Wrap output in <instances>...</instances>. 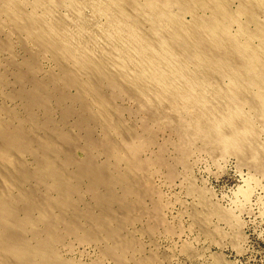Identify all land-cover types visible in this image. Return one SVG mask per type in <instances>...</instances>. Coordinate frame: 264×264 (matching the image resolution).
Instances as JSON below:
<instances>
[{
  "label": "bare ground",
  "instance_id": "1",
  "mask_svg": "<svg viewBox=\"0 0 264 264\" xmlns=\"http://www.w3.org/2000/svg\"><path fill=\"white\" fill-rule=\"evenodd\" d=\"M0 69V264H166L157 174L199 143L264 175V0H0Z\"/></svg>",
  "mask_w": 264,
  "mask_h": 264
},
{
  "label": "rangeland",
  "instance_id": "2",
  "mask_svg": "<svg viewBox=\"0 0 264 264\" xmlns=\"http://www.w3.org/2000/svg\"><path fill=\"white\" fill-rule=\"evenodd\" d=\"M172 137L165 133L159 141L172 140ZM168 149L171 152V148ZM234 156L206 151L198 143L186 163L175 167L171 179L165 171L153 178L167 205L164 219L174 232L169 235L159 228L151 239L146 234L138 236L145 253L155 252L157 246L160 251L157 254H163L164 258L167 254L170 264H264V175L254 172ZM248 188L251 192L245 198L243 192ZM199 193H203L210 208L218 212L209 218L208 235L193 219L195 211L203 210ZM185 247L191 249V254L185 252ZM72 252L69 257L86 264L94 263L100 255V249L93 244H76ZM111 263L104 260L100 264Z\"/></svg>",
  "mask_w": 264,
  "mask_h": 264
}]
</instances>
